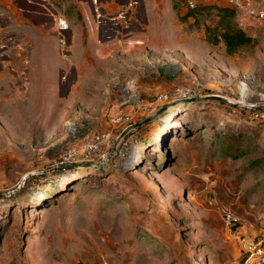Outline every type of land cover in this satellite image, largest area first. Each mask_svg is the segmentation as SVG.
<instances>
[{
    "label": "rangeland",
    "instance_id": "rangeland-1",
    "mask_svg": "<svg viewBox=\"0 0 264 264\" xmlns=\"http://www.w3.org/2000/svg\"><path fill=\"white\" fill-rule=\"evenodd\" d=\"M86 1L55 17L91 30ZM135 1L149 32L83 39L70 90L0 60V264H241L237 235L264 233V0H194L236 8L257 42L234 53L215 8Z\"/></svg>",
    "mask_w": 264,
    "mask_h": 264
},
{
    "label": "crops",
    "instance_id": "crops-1",
    "mask_svg": "<svg viewBox=\"0 0 264 264\" xmlns=\"http://www.w3.org/2000/svg\"><path fill=\"white\" fill-rule=\"evenodd\" d=\"M54 1L0 0V41L21 39L27 46L26 51H17L11 57L12 63L7 61L11 54L3 50L0 60H4L1 66L4 75L8 76L11 70L33 75L42 70L44 75L46 70L58 65L56 86L61 90L62 85H67L70 90L73 77L78 75L75 57L78 46L82 49L83 39H135L137 34L146 35L150 30L149 22L138 25L137 29L132 17L137 11L135 0H87L94 20L91 30L84 32L82 25H74L69 20L67 28L57 30L52 27H55L53 20L57 12Z\"/></svg>",
    "mask_w": 264,
    "mask_h": 264
},
{
    "label": "trees",
    "instance_id": "trees-1",
    "mask_svg": "<svg viewBox=\"0 0 264 264\" xmlns=\"http://www.w3.org/2000/svg\"><path fill=\"white\" fill-rule=\"evenodd\" d=\"M205 7L215 8L218 15L216 24L212 26L205 25V35L208 42L215 44L222 39L225 43L227 53H234L245 46L256 44L257 39L254 36L246 33L244 29L234 24L233 17L236 8L233 6L218 4L202 5L198 3L189 6L186 3V12L180 16L182 19L187 20L189 16L197 15L198 11Z\"/></svg>",
    "mask_w": 264,
    "mask_h": 264
},
{
    "label": "built area",
    "instance_id": "built-area-1",
    "mask_svg": "<svg viewBox=\"0 0 264 264\" xmlns=\"http://www.w3.org/2000/svg\"><path fill=\"white\" fill-rule=\"evenodd\" d=\"M186 3L189 6L196 4L194 0H186ZM68 26V20L64 16L58 15L55 17V27L57 30L65 29ZM222 222L225 227L231 229L240 222V218L235 212L226 209L223 212ZM237 238L239 239L242 256L241 264H264V233L255 235L239 233Z\"/></svg>",
    "mask_w": 264,
    "mask_h": 264
},
{
    "label": "water",
    "instance_id": "water-1",
    "mask_svg": "<svg viewBox=\"0 0 264 264\" xmlns=\"http://www.w3.org/2000/svg\"><path fill=\"white\" fill-rule=\"evenodd\" d=\"M206 97H211V98H219V99H223V97L219 96V95H216V94H209V95H206ZM85 164H89V162H85ZM70 166H73V165H70ZM3 194H6V193H0V195H3Z\"/></svg>",
    "mask_w": 264,
    "mask_h": 264
}]
</instances>
